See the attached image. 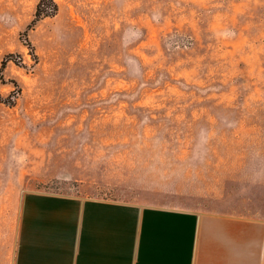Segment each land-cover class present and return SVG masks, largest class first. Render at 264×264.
Here are the masks:
<instances>
[{
    "label": "rangeland",
    "instance_id": "374dc122",
    "mask_svg": "<svg viewBox=\"0 0 264 264\" xmlns=\"http://www.w3.org/2000/svg\"><path fill=\"white\" fill-rule=\"evenodd\" d=\"M54 1L0 0V264L31 191L264 217V0Z\"/></svg>",
    "mask_w": 264,
    "mask_h": 264
},
{
    "label": "crops",
    "instance_id": "0c3cea01",
    "mask_svg": "<svg viewBox=\"0 0 264 264\" xmlns=\"http://www.w3.org/2000/svg\"><path fill=\"white\" fill-rule=\"evenodd\" d=\"M10 264H264V217L31 191Z\"/></svg>",
    "mask_w": 264,
    "mask_h": 264
},
{
    "label": "trees",
    "instance_id": "16d2710c",
    "mask_svg": "<svg viewBox=\"0 0 264 264\" xmlns=\"http://www.w3.org/2000/svg\"><path fill=\"white\" fill-rule=\"evenodd\" d=\"M48 1L50 2L51 7H49ZM57 9V3L54 0H39L36 10V18L34 19V22L44 17L54 15Z\"/></svg>",
    "mask_w": 264,
    "mask_h": 264
}]
</instances>
